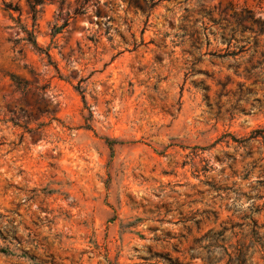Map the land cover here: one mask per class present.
I'll use <instances>...</instances> for the list:
<instances>
[{
  "label": "rangeland",
  "instance_id": "rangeland-1",
  "mask_svg": "<svg viewBox=\"0 0 264 264\" xmlns=\"http://www.w3.org/2000/svg\"><path fill=\"white\" fill-rule=\"evenodd\" d=\"M33 1L0 0V264H264V0Z\"/></svg>",
  "mask_w": 264,
  "mask_h": 264
},
{
  "label": "trees",
  "instance_id": "trees-1",
  "mask_svg": "<svg viewBox=\"0 0 264 264\" xmlns=\"http://www.w3.org/2000/svg\"><path fill=\"white\" fill-rule=\"evenodd\" d=\"M43 1L44 0H34L30 4V9H31V12L33 13V18L34 19L36 18V14L38 12L37 7L39 5H41L43 3ZM85 1H87V0H85ZM78 13H83V12H81V10L78 9L77 12H75V14H78ZM66 25H67V22L64 25H62L61 27H59L58 29H62ZM24 31L26 33L30 34L31 37H33V33L29 32V30L26 29ZM32 42L34 43V45L37 46V43H36L35 40H33ZM253 139H254L253 136H251V137L243 138L241 140L235 139L234 142L237 143L236 148H240V147L247 148L248 144ZM219 141H221V140L216 141L215 144L213 145V147L216 146L219 143ZM230 145H231V143L229 141H227V146H230ZM223 154L226 157V159H228L230 161H234L235 160V158L233 157V155H230L228 152H223ZM258 161H260V162L263 161V158H259ZM254 164H256V162ZM210 169L214 170L211 166H210ZM256 210L260 212L261 209L257 207ZM253 213H255V211H253ZM249 217H251V216L248 215V214H245L244 215V212H243V215H242V218L241 219L246 220ZM254 221H255L254 222L255 223V230L254 231H256L255 233H257V234H260V230L264 229V225H260L256 220H254ZM234 227L235 226H232V228L231 227L230 228L224 227V228H222V230L210 231L209 233H207L206 235H204L202 238H200L199 240H197V246H195V248H193V249L194 250H196V249L198 250L200 248L205 249L206 246L203 243H205L206 240H208V239L213 240V239L219 238L221 236H224L228 231H231ZM238 249H239L240 253L243 252V248L242 247L241 248H238ZM198 254L201 255V257H202V259H203V261H204L205 264H215V262H213L212 260H210L209 257L205 256L204 253L199 252ZM227 264H246V262H245L244 258H242V260H239V258H233L231 256V258L227 262Z\"/></svg>",
  "mask_w": 264,
  "mask_h": 264
}]
</instances>
